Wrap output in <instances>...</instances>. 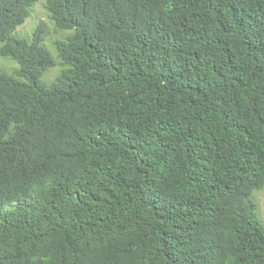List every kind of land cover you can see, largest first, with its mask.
Masks as SVG:
<instances>
[{"label":"trees","instance_id":"16d2710c","mask_svg":"<svg viewBox=\"0 0 264 264\" xmlns=\"http://www.w3.org/2000/svg\"><path fill=\"white\" fill-rule=\"evenodd\" d=\"M0 0V264H264V0H47L64 67Z\"/></svg>","mask_w":264,"mask_h":264},{"label":"rangeland","instance_id":"374dc122","mask_svg":"<svg viewBox=\"0 0 264 264\" xmlns=\"http://www.w3.org/2000/svg\"><path fill=\"white\" fill-rule=\"evenodd\" d=\"M46 3L47 0H40L33 7L30 17L16 30L14 36L19 40L31 43L35 28L39 24L44 26L45 37L44 41L41 43V47L49 54L55 64V67L46 71L41 79V82L46 86H50L64 69L61 60L58 57L56 45L59 42L66 41V39L71 36L73 32L60 31L56 28L54 22L51 20L50 14L46 10ZM0 69L4 74L14 76L19 70V65L14 61L0 57ZM252 200L257 205L258 220L264 223V188L262 190L255 191L253 193Z\"/></svg>","mask_w":264,"mask_h":264}]
</instances>
